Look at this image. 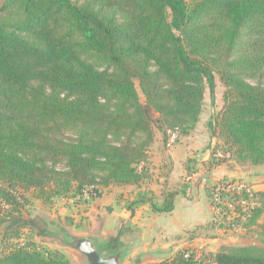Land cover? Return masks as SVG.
<instances>
[{"label": "trees", "instance_id": "1", "mask_svg": "<svg viewBox=\"0 0 264 264\" xmlns=\"http://www.w3.org/2000/svg\"><path fill=\"white\" fill-rule=\"evenodd\" d=\"M6 11L0 198L7 203L18 191L46 203L86 187L98 196L101 188L140 183L153 124L188 135L200 121L205 90L214 97V72L204 57L213 52L220 53L226 91L212 119V133L219 128L224 143L211 149L229 158L212 152L211 162L264 165V85L246 81L264 75V0H7L0 5ZM201 17L208 22L195 25ZM174 196L160 211H171ZM237 197L246 198L224 194L211 203L226 231L235 219L244 216L253 227L264 215V205L243 213L233 202L235 218L226 203ZM263 197L253 192L252 201ZM0 264L71 263L60 252L4 246ZM158 264H264V250L226 248L206 257L185 251Z\"/></svg>", "mask_w": 264, "mask_h": 264}, {"label": "crops", "instance_id": "2", "mask_svg": "<svg viewBox=\"0 0 264 264\" xmlns=\"http://www.w3.org/2000/svg\"><path fill=\"white\" fill-rule=\"evenodd\" d=\"M201 121L173 142L155 137L145 178L136 185L109 186L106 194L100 190L92 204L95 216L90 214L88 229L79 234L110 241L113 248L120 243L123 264H158L185 251L213 256L229 248L226 230L215 223L218 211L209 187L220 179L243 180L256 192L264 186V165L212 163V135ZM171 193V211H160Z\"/></svg>", "mask_w": 264, "mask_h": 264}, {"label": "rangeland", "instance_id": "3", "mask_svg": "<svg viewBox=\"0 0 264 264\" xmlns=\"http://www.w3.org/2000/svg\"><path fill=\"white\" fill-rule=\"evenodd\" d=\"M6 1L7 0H0V5ZM8 17H10L9 11L1 12L0 23L7 20ZM206 22L208 21L201 17L195 22V25H204ZM214 53L215 52L204 56L209 59L214 72V97H212V94L207 88L204 92L202 112L200 116L202 126L209 130L210 135H212V147L215 142L220 145H223L224 143L222 137L220 138L218 135L219 128L216 129L215 136L212 133L214 129L212 119L216 113L222 110L224 105L223 98L226 91V86L219 73L222 69V59L219 57L220 53ZM246 81L251 84L260 82L264 85V75L262 76L261 71H258L254 74L253 79L250 78ZM134 83L138 92L139 100L142 103L144 102V97L139 89L138 82L134 81ZM153 127L154 139L157 138L156 141H162L163 139L167 140L166 142H169V140L171 141L172 130H166L164 132L157 130L155 123L153 124ZM70 133L71 132H68L66 136H71ZM231 162L243 164L238 158ZM262 169V173H264V168ZM93 189V187H86L82 190V193L76 195V197H73L71 194L70 196H55L46 203H44L41 199L35 198L32 192H16L14 194L16 201L11 204L0 198V250H2L4 246H7V250L11 246L17 248L34 246L41 252H60L68 258L71 264H81L79 257L74 251L69 250L65 246L61 245L62 243L52 238L62 240L63 237L59 232L60 229H64L66 231L68 230L74 235H78L83 232L84 228L88 229L90 214L94 215L95 210V206L93 207L92 204L95 203L94 200L100 196H95ZM101 190L103 194L108 193L105 188H101ZM257 191H264V186ZM229 204L231 206V203ZM263 205L264 197L258 199L256 203L255 200L253 201V207L257 208ZM231 209H233V207H231ZM234 215L235 218L239 216L237 212H235ZM98 216L99 215H97V217ZM242 219L243 220L240 219V222L235 219V222L233 223L234 225L229 231L224 233L227 237V243L229 244L228 250L233 252L242 247H250L253 248L254 251L264 250V240L262 234L264 215L259 217L253 227L246 225L244 216Z\"/></svg>", "mask_w": 264, "mask_h": 264}, {"label": "water", "instance_id": "4", "mask_svg": "<svg viewBox=\"0 0 264 264\" xmlns=\"http://www.w3.org/2000/svg\"><path fill=\"white\" fill-rule=\"evenodd\" d=\"M62 240L52 238L62 243L69 250L74 251L79 257L81 264H123L124 249L120 243L114 246L110 241L92 237L89 235H74L68 230L60 229ZM130 264H139L132 260Z\"/></svg>", "mask_w": 264, "mask_h": 264}, {"label": "built area", "instance_id": "5", "mask_svg": "<svg viewBox=\"0 0 264 264\" xmlns=\"http://www.w3.org/2000/svg\"><path fill=\"white\" fill-rule=\"evenodd\" d=\"M177 135H178L177 131L172 132V136H171L172 142L174 141ZM212 150L213 151H211V153L213 152V155L216 156L217 158H220V159L229 158L228 154L222 153L221 151H218V150H214V149ZM253 192L255 191L252 189L251 185L247 184L243 180L220 179L209 187L210 200L211 202L215 204H220L222 202V196L224 194L246 196V198L245 197H237L235 199L233 198L232 202L226 203V206L232 213H235L233 202L239 204L242 207L243 213L248 212V210L253 207V201H252ZM229 203H231V206ZM231 207H233V209H231ZM241 220H243L242 217H241Z\"/></svg>", "mask_w": 264, "mask_h": 264}]
</instances>
